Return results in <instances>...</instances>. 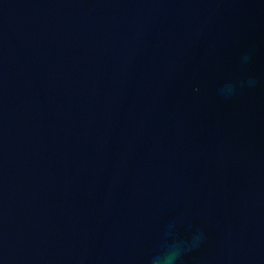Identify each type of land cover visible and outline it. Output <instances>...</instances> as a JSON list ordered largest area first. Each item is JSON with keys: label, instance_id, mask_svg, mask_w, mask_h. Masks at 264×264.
Returning a JSON list of instances; mask_svg holds the SVG:
<instances>
[{"label": "water", "instance_id": "water-1", "mask_svg": "<svg viewBox=\"0 0 264 264\" xmlns=\"http://www.w3.org/2000/svg\"><path fill=\"white\" fill-rule=\"evenodd\" d=\"M0 264H264V0H0Z\"/></svg>", "mask_w": 264, "mask_h": 264}]
</instances>
